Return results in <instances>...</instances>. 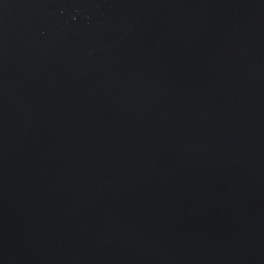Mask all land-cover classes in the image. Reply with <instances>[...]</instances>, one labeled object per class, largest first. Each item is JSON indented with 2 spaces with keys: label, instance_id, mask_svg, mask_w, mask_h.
Returning a JSON list of instances; mask_svg holds the SVG:
<instances>
[{
  "label": "water",
  "instance_id": "95a60500",
  "mask_svg": "<svg viewBox=\"0 0 264 264\" xmlns=\"http://www.w3.org/2000/svg\"><path fill=\"white\" fill-rule=\"evenodd\" d=\"M0 264H264V0H0Z\"/></svg>",
  "mask_w": 264,
  "mask_h": 264
}]
</instances>
